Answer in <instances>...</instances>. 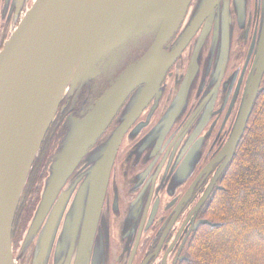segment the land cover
<instances>
[{"label":"water","instance_id":"obj_1","mask_svg":"<svg viewBox=\"0 0 264 264\" xmlns=\"http://www.w3.org/2000/svg\"><path fill=\"white\" fill-rule=\"evenodd\" d=\"M0 1L3 4L5 0ZM16 1L19 2V13L27 0ZM192 1L35 0L26 11L0 52V264H15L12 230L16 210L50 124L69 91L89 83L116 65L129 44L145 37L153 38L146 53L112 82L91 105L85 117L71 119L63 149L54 160L43 200L26 241L36 236L67 180L83 163L90 165L88 182L83 188L81 186L78 202L70 209L68 234L74 230L75 221L82 214L88 220L86 230L91 233L92 222L99 214V203L108 190V179L118 149L135 118L130 116L140 114L153 96L160 93V84L166 72L206 18L208 20L194 49L184 87L165 117L145 140L175 124L187 104L188 89H193L204 62L205 71L211 65H214V71L210 79L211 89L209 92L207 89L201 109L212 107L222 84L237 76L238 70L224 79L234 46L236 21L233 14L239 18V30H245L252 0H198L175 48L166 50L165 46L185 21ZM217 5L219 8L216 10ZM256 8L261 19L237 92L254 53L252 68L232 132L214 161L222 163L207 189L206 198L236 155L256 99L264 89V0L260 3L257 0ZM240 39L241 36L237 43ZM207 41H211V46L205 56ZM135 90L137 92L134 93ZM129 97L132 101L128 116L112 135L98 143ZM203 153L204 149L200 155L194 152L187 160V179ZM72 192L71 189L62 195L59 209L54 208L45 233L39 237L35 264H46L57 229L55 226ZM201 222L213 224L205 219L197 225Z\"/></svg>","mask_w":264,"mask_h":264},{"label":"flooded vegetation","instance_id":"obj_2","mask_svg":"<svg viewBox=\"0 0 264 264\" xmlns=\"http://www.w3.org/2000/svg\"><path fill=\"white\" fill-rule=\"evenodd\" d=\"M30 1L27 0L19 13L18 1L9 0L7 3L5 0L3 4L0 1V52L30 8ZM197 2L198 0L192 1L185 21L165 46L166 50L175 48ZM256 2L257 0H252L251 12L248 10L245 30H239V18L233 14L236 21L234 46L224 79L236 70L237 76L222 84L212 107L204 106L201 109L206 91L211 89L210 79L214 71V65L205 71L204 62L193 89H188L187 104L177 116L179 118L175 124L145 140L181 93L194 49L207 23L206 18L194 38L166 72L160 84V93L153 96L140 114L130 116L135 118L128 126L118 149L108 179V190L99 203V214L97 220L92 222L91 233L86 230L88 220L82 214L76 219L74 230L68 234L70 209L78 202L81 186L83 188L88 182L86 180L90 165L83 163L67 180L36 236L31 241H26L43 200L54 160L63 149L71 119L85 117L91 105L104 94L112 82L146 53L153 38L145 37L129 44L116 65L89 83L68 92L34 160L16 210L12 230L15 264H35L38 239L45 233L54 208L59 209L62 195L71 189L73 192L67 198L65 210L55 226L57 229L46 264H183L188 260L192 237L202 225L207 224L201 222L197 225L208 219L205 214L206 204L213 193L222 188L221 176L206 198L207 189L222 163L214 161L232 132L247 76L252 68L254 53L237 92L261 19ZM218 8L219 5L214 9ZM232 8L235 9L234 5ZM210 46L211 41H207L205 56ZM131 101L132 98L129 97L98 143L112 135L124 117L128 116ZM203 149L200 161L187 179V160L194 152L200 155ZM206 167L208 168L205 171Z\"/></svg>","mask_w":264,"mask_h":264},{"label":"trees","instance_id":"obj_3","mask_svg":"<svg viewBox=\"0 0 264 264\" xmlns=\"http://www.w3.org/2000/svg\"><path fill=\"white\" fill-rule=\"evenodd\" d=\"M264 86V83H263ZM183 264H264V89Z\"/></svg>","mask_w":264,"mask_h":264},{"label":"rangeland","instance_id":"obj_4","mask_svg":"<svg viewBox=\"0 0 264 264\" xmlns=\"http://www.w3.org/2000/svg\"><path fill=\"white\" fill-rule=\"evenodd\" d=\"M34 1H35V0H31V1H30V5H32V4L34 3Z\"/></svg>","mask_w":264,"mask_h":264}]
</instances>
